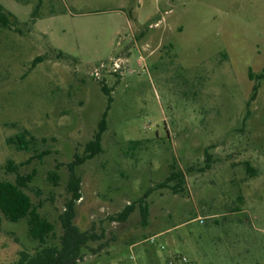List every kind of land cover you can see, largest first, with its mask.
<instances>
[{"label": "rangeland", "instance_id": "obj_1", "mask_svg": "<svg viewBox=\"0 0 264 264\" xmlns=\"http://www.w3.org/2000/svg\"><path fill=\"white\" fill-rule=\"evenodd\" d=\"M0 4L17 19L0 25V180L35 172L25 192L53 224L47 245L104 85L102 151L75 169L73 223L91 236L77 264H264V80L248 76L264 69V0ZM23 130L31 151L7 141ZM27 220L0 212V264L39 245Z\"/></svg>", "mask_w": 264, "mask_h": 264}, {"label": "trees", "instance_id": "obj_2", "mask_svg": "<svg viewBox=\"0 0 264 264\" xmlns=\"http://www.w3.org/2000/svg\"><path fill=\"white\" fill-rule=\"evenodd\" d=\"M14 22L17 23V19L0 4V25L11 26ZM32 64L34 65V62ZM248 76L250 79L264 80V69L255 76L249 71ZM258 87L259 84L257 81L252 87L251 99L255 98ZM101 88L107 95L108 104L98 122L97 132L93 139L85 144L83 154H75L74 159L66 164L69 170L67 187L71 196L65 206V211L60 216L63 232L60 236L59 243L47 245L46 238L52 233L53 224L38 213L29 195L25 192L35 172L32 171L24 175L15 172L14 181L0 180V212L6 219L13 222L27 217L28 234L39 243L37 248L31 253L21 251L20 257L15 264H77L82 246L85 245L86 241L91 237L88 233L80 231L73 223L75 213L74 204L81 197L80 177L76 175L75 169L102 151L101 136L106 129V117L111 97L108 96L109 91L104 85H102ZM7 141L9 144L15 146L16 149L23 151H31L37 144V138L27 130L16 133L13 137H9ZM42 141H44V139H42ZM48 153L49 150L32 154L28 161L34 157L41 159ZM8 165L11 166V163L9 162ZM11 170L15 171L16 169L14 166H11ZM179 173L178 171L172 170L170 175L166 178V181L178 178ZM49 177H51L53 181L56 179L54 173H50ZM180 182L181 180L175 183L174 186L177 184L179 185ZM178 188H180V186H178ZM174 189H177V187H174ZM132 210L133 206L129 204L113 217L112 220L123 222L127 219ZM141 217L143 222L147 220L148 214L145 206L141 208Z\"/></svg>", "mask_w": 264, "mask_h": 264}, {"label": "built area", "instance_id": "obj_3", "mask_svg": "<svg viewBox=\"0 0 264 264\" xmlns=\"http://www.w3.org/2000/svg\"><path fill=\"white\" fill-rule=\"evenodd\" d=\"M153 240H154V236H153V237H150L149 241H150L151 243L154 242ZM130 258H131L133 261H135V258H134L133 255H132ZM134 264H137V263H134Z\"/></svg>", "mask_w": 264, "mask_h": 264}]
</instances>
